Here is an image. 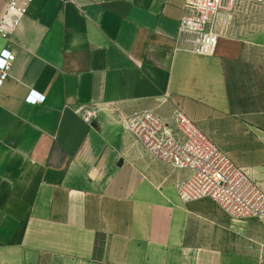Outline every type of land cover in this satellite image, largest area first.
I'll return each instance as SVG.
<instances>
[{"label":"crops","instance_id":"obj_1","mask_svg":"<svg viewBox=\"0 0 264 264\" xmlns=\"http://www.w3.org/2000/svg\"><path fill=\"white\" fill-rule=\"evenodd\" d=\"M253 4L202 56L176 50L182 0H30L0 38L15 56L0 88V264H264V216L182 201L189 172L125 128L143 112L173 126L183 112L264 193V7ZM30 90L44 102L26 103Z\"/></svg>","mask_w":264,"mask_h":264},{"label":"built area","instance_id":"obj_2","mask_svg":"<svg viewBox=\"0 0 264 264\" xmlns=\"http://www.w3.org/2000/svg\"><path fill=\"white\" fill-rule=\"evenodd\" d=\"M264 7V0H254ZM30 0H10L0 16V38L7 39L20 24ZM176 50L209 56L216 51L219 38L233 18L235 0H182ZM14 54L0 51V88L9 77ZM45 96L30 90L29 104H40ZM84 119L89 118L85 112ZM174 125L143 112L125 121V128L154 158L189 172L178 186L184 201L209 197L226 214L236 219L264 216V193L211 142L183 112H175Z\"/></svg>","mask_w":264,"mask_h":264},{"label":"rangeland","instance_id":"obj_3","mask_svg":"<svg viewBox=\"0 0 264 264\" xmlns=\"http://www.w3.org/2000/svg\"><path fill=\"white\" fill-rule=\"evenodd\" d=\"M253 3H255L254 0H241L239 2H237L235 0V4H234V7H233V11H232L233 18H232L228 28L232 27L233 21H234V17L238 13H249V12H252L253 9L251 8V6L253 7V5H254ZM233 76H234V74H233ZM233 82L235 84H232V87H231L232 93L236 92V95H237V97H239V99H240V97H244L245 89L243 87L245 86V84L243 82H241V81L237 82V81L233 80ZM247 86L249 87V85H247ZM248 91H249V89L246 91V93H248ZM90 114H92V112H90Z\"/></svg>","mask_w":264,"mask_h":264}]
</instances>
